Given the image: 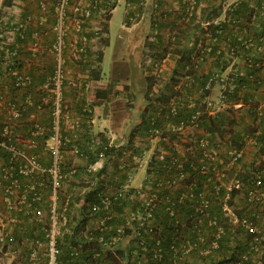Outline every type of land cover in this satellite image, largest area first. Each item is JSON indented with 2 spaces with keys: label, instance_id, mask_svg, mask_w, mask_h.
<instances>
[{
  "label": "crops",
  "instance_id": "0c3cea01",
  "mask_svg": "<svg viewBox=\"0 0 264 264\" xmlns=\"http://www.w3.org/2000/svg\"><path fill=\"white\" fill-rule=\"evenodd\" d=\"M3 1L0 0V141L3 140V129L7 128L20 150L34 157L42 167L50 164L44 144L50 135L51 78L57 59L62 62L60 134L64 143L61 148L63 180L58 195L62 221L59 247L60 262L73 264L68 257L69 229L79 219L80 211L83 213L82 206L77 203H82L87 191L96 189L98 184L101 191L109 195L125 183L132 188L141 185L142 179L136 178L138 171L142 172L141 167H134L136 157L148 147H169L173 142L167 138L151 140L147 136L148 115L164 109L170 102L181 105L183 112L190 110L187 106L196 102L197 88L216 67V59L209 56L194 68L195 56L189 44L204 39L205 32L210 30L208 26L215 23L224 25L228 38H234L229 23L234 16L229 9L239 1L115 0L109 5L111 0H69L60 48L55 30L58 0H6L8 6H3ZM40 5L45 6L43 12ZM74 6L87 9L88 16L73 12L71 7ZM218 6L216 15L213 11ZM105 13L109 19L103 34L99 32V23ZM114 19L118 20L119 31L111 45L110 26ZM101 34L102 40L99 39ZM112 46L114 51L106 55ZM6 50L16 54L6 55ZM260 78L261 84L257 88L251 87L245 92L252 98V105L264 102V71ZM215 91L216 88L213 95ZM253 118L249 109L241 108L212 120L214 127L210 120H205L201 130L191 134L209 135L212 145L220 153L230 147V135H241L245 142L240 163H248L256 151L248 137L258 127ZM167 121L169 118L164 109L159 123ZM261 123L260 129L264 130V117ZM95 136L110 144L108 156L104 161L96 162V167H103L104 173L98 178L91 172L95 162L87 155ZM74 148L86 152V157L74 154ZM5 162L6 153L0 149V167ZM125 164L128 170H123ZM34 177L44 178V175L37 173ZM1 199L0 211L5 213ZM240 206L242 200L238 199L236 207ZM213 211L219 216L215 206ZM88 212L82 214L86 220L85 238L87 233L90 235L100 226V216L91 214L89 209ZM112 214L116 220L120 218V214ZM256 215L259 227L264 228V210L258 208ZM16 216L17 223L8 226L16 241L11 248H3L0 264H27L30 251L35 249L31 237L35 235L42 239V224L22 214ZM117 225L115 221L108 222L106 227ZM203 226L205 230V224ZM184 228L181 244L184 249L179 252V257H169L172 264H210L226 260L236 252V246L241 245L240 239L229 235L226 241L223 240L226 242L224 254L220 249L206 252L208 245H205L206 234L202 227L190 225ZM129 239L124 238L115 247L126 248ZM85 248L88 255L108 250L99 244L98 250L89 249L88 245ZM36 250L39 260H43L42 250L38 247ZM247 252L244 264H264V242L257 251Z\"/></svg>",
  "mask_w": 264,
  "mask_h": 264
},
{
  "label": "built area",
  "instance_id": "2783aa9c",
  "mask_svg": "<svg viewBox=\"0 0 264 264\" xmlns=\"http://www.w3.org/2000/svg\"><path fill=\"white\" fill-rule=\"evenodd\" d=\"M115 0L109 1L112 5ZM43 12L44 5L39 6ZM69 8V0H58L55 6L56 24L55 30L58 36V47L63 35L64 18ZM75 13H82L88 16V10L81 7H71ZM131 21V19H127ZM232 35H229L224 25L215 23L212 31L205 32L204 39L189 44L193 47L195 56L194 68L198 63L203 62L209 56L216 59V67L207 75L204 82L197 88V100L187 107L190 110L184 111L181 105L170 102L164 109L169 121L165 124L159 123V117L163 107L153 111L147 118L146 134L151 140L170 139L169 147L146 148L136 158L139 165H144V178L141 185L136 188L129 187L128 183L122 185L114 194L99 193L97 202L89 205L91 214L100 216V226L103 234L97 237V243L103 248L113 251L115 246L124 240L125 230L133 231L136 246L140 247L141 254L147 252V246L141 235V229L152 237V257L160 259L164 252L159 238L160 228L153 224L151 210L156 202L161 203V199L155 194L147 192V185H144L147 176L146 168L149 163L160 165L162 175L156 180L155 187L161 192H169L174 187H179L182 181L188 178L190 172L200 176H206L204 185H210L212 193L218 194L220 187H224L225 196L221 202V211L228 219L232 227H238L243 233L249 235L248 252H255L262 247L264 242V228H260L257 223L256 211L264 205V166L259 170H254L246 180L237 178V168L242 158L243 151H228L224 156L212 145L210 138L205 133L198 135L191 134L200 131L205 120H215L231 111L241 108L252 109L257 119L264 117V102L252 105V98L247 96L251 87L257 88L261 84V72L264 71V0H259L257 6H253L249 20L240 22L233 18L229 21ZM241 32V33H240ZM15 52L6 50V55L14 56ZM240 65L247 68L244 71ZM62 62L58 58L51 78L52 105L50 135L44 144L45 150L50 157V164L42 167L38 161L21 151L17 140L4 128L1 134L0 149L6 153V162L0 167V194L5 213L0 211V253L3 248L15 243L14 234L8 230V226L17 223L16 214L28 216L33 221L42 224V239L33 235L30 242L35 249L31 250L27 257V264H68L60 262L61 251L58 247V240L61 234V214L58 208V195L63 176L61 173V148L64 140L60 134L61 102L63 86ZM189 80V77H186ZM19 83L20 78H16ZM216 88L215 94L213 92ZM250 103V104H249ZM260 133L259 129L257 131ZM249 143L255 147V141L250 138ZM100 144L99 136L92 137L88 152ZM103 148L109 149L107 142ZM73 153L86 157L84 151L77 148L72 149ZM148 156L145 158V155ZM104 156L103 152L98 154L99 158ZM263 157V156H261ZM260 161H257L258 164ZM97 169L96 162L92 165L91 172ZM46 175L49 180V193L44 191L45 183L43 178H35L34 175ZM231 175V176H230ZM130 177H128L129 179ZM204 186L201 190H196L194 184L185 186L177 198V203L190 202L191 227L200 228L204 224L209 228H214V238L206 252L215 250L218 247V239L222 234V228L218 225L215 216L210 214L212 198L207 196L208 191ZM144 187H146L144 189ZM127 189H134L133 194L137 195L143 205L144 214L125 211L121 221L112 228L106 224L113 218L111 211L112 200L123 199ZM236 193L233 198L234 205L231 208L227 205L226 199L230 193ZM242 200V206L236 207V201ZM242 209L240 216L236 210ZM166 212L173 215V204L166 207ZM64 216V215H63ZM136 226L133 224V221ZM107 231V232H106ZM36 247L43 253V260H39ZM184 249L183 246L176 247L169 245V252L173 255L179 254ZM80 248H73L69 253V261L73 264L78 262ZM205 252V253H206ZM99 253L92 254L93 261L86 264H96ZM85 264V263H84ZM133 264H139L135 262Z\"/></svg>",
  "mask_w": 264,
  "mask_h": 264
},
{
  "label": "trees",
  "instance_id": "16d2710c",
  "mask_svg": "<svg viewBox=\"0 0 264 264\" xmlns=\"http://www.w3.org/2000/svg\"><path fill=\"white\" fill-rule=\"evenodd\" d=\"M239 2L233 7L231 6L229 9V12L232 14V16H234V18L236 19H241V21H247L250 18V15L252 13V8L253 6H257L259 3V0H238ZM7 1L4 0L3 1V6H8L7 5ZM215 8V7H214ZM220 8V6L216 7L213 11V13H217V10ZM212 12V10H211ZM212 13V14H213ZM109 19V15L105 14L102 17L101 22L99 23V32H102L103 34L106 32L107 30V21ZM215 25L210 24L208 26V29H210L209 31H212L214 29ZM97 32V31H95ZM99 39H103L102 34L99 35ZM100 57V54H99ZM96 93L98 94L99 91H96ZM249 113L254 116V120L257 121L258 123V127L254 128V131H252L251 135H248L249 138H252L255 141V154L254 157L251 159L250 162L248 163H240L241 160L238 162L239 163V167L237 168V178H240L242 180H246L247 177L251 174V172H253L254 170H259L264 166V130L260 129L262 128V119H257L255 116V113L253 111H251V109H249ZM211 127L215 126V123L212 122L210 123ZM257 129H260V133L257 132ZM212 130V128H211ZM209 136V135H208ZM100 138V144L98 146H95V148L90 151L89 153H87V155L89 157L92 158V162H99V161H104V159L108 156L109 154V149H104L103 146L106 145L107 141L101 137ZM231 138V145L230 147H228L226 150H223L225 152L228 151H243V146H244V140L243 137H241V135H230ZM233 138V139H232ZM211 141V140H210ZM233 147V148H232ZM220 153L222 155V157L224 156V153ZM100 152L104 153V156L102 158L98 157V154ZM86 153V152H85ZM137 156V155H136ZM263 156V157H261ZM138 157V156H137ZM136 157V158H137ZM130 159H132L131 157H129ZM128 158L129 161H131ZM133 161V160H132ZM257 161H260L258 164L256 163ZM133 166V164H132ZM134 167H143V165H139V163L136 161L134 164ZM245 168V170H243V168ZM116 168V167H115ZM103 167H99L97 168L93 173V175H95V178L97 177H102V175L104 174L102 171ZM122 169V168H121ZM129 167H127V164L124 165L123 170H128ZM136 169V168H135ZM162 175V171L160 169V165L158 164V166L155 163H149L148 168H146V172H145V176H147V179L144 182V185L148 186L147 188V192L153 193L156 195L157 198L161 199V203L160 202H156V204L153 206V209L151 210V216L153 219V224H157V226L160 228V234H159V238L161 240V244L163 247V250L165 253V255H163L160 259L156 260L152 257V247H153V240L152 237L147 234L145 232V229L142 228L141 229V235L144 238V243L147 246V252L144 254H141L140 252V247L136 246L135 244V239L133 237V231L126 229L125 230V238L130 237V239L128 240V244L126 246V248H122V247H115L113 249V251L111 250H104L103 253H99V257L98 259H96V264H133L135 262H139V264H172V259H169V257H174L173 254H171L168 250H169V245L173 244L176 247H180V245L183 242V235H184V230L188 227H190L191 222L190 219H188L189 215L191 214V210L189 208L190 206V202L185 201L183 203H177V198L180 195V193L182 192L183 189H185V186H188L190 184H194L195 185V189L196 190H201L204 188V180L207 178L206 176H200L198 174L192 173L190 172V175L188 176L187 179H185L184 181L181 182V184L179 185V187H174L173 189H170L169 192H161L159 190L156 189L155 187V183L156 180L158 178H160ZM231 176V175H230ZM44 183H45V187H44V191L46 193H49V180L47 178L46 175H44ZM92 180V178H91ZM82 188H84V185H81ZM86 187V186H85ZM146 187H144L145 189ZM102 187L99 186V184L97 185V188L94 190H89L87 191V193L84 196V200L82 201V203H77L80 204V206H82L83 210L81 213H79V219L77 221H75V225L71 226L72 228L69 229L70 230V251L73 248H80L81 252H80V257L79 260L82 261L83 263H88L93 261L92 259V255H88L86 254V248L88 245L89 249H96L98 250V243H97V237L100 234H103L102 227H99L96 231H92L90 232V235L87 233L86 234V238L84 237V231H85V219L82 217V214L87 215L88 209H89V205L92 203H96L97 200V195L103 191ZM206 190L208 191L207 196L211 197L212 200V204H211V209H210V214L215 216L217 219V223L218 225L222 228V234L220 235L219 239H218V247L216 250L220 249L221 253L224 254L225 252V247H226V240L228 239L229 235L236 237L238 239L241 240V245L236 246L237 250L235 253H233L228 259L226 260H217L215 263H211L210 264H223L225 262L227 263H233V264H244V256L245 253L248 251L247 247L248 244L250 242V236L246 235L245 233H243L238 227H232V225L229 224L228 219L223 215L222 211H221V202L223 201V197L225 196V189L224 187H220L218 194L215 196L212 193V188L210 185L206 186ZM134 189H127L126 194L124 196L123 199H116V200H112V204H111V211L116 212L117 214H120L118 216H120V218L118 220H116V218L113 216V218H111L109 220V222L114 223L117 222V224H119V222L121 221V217L122 215L125 214V211H127L128 213L131 212H139L141 214H144V210H143V205L142 202L140 201V199L138 198L137 195L133 194ZM236 195V193H230L229 197L226 199V203L228 206H230L231 208L234 205V201L233 198ZM170 204H173V215L170 216L167 212H166V207H169ZM216 207L219 212V216L214 215L213 213H216L213 211V207ZM87 209V211H86ZM262 211L264 210V205L261 206ZM242 209L240 210H236V214L238 216L241 215L242 213ZM115 218V219H114ZM220 219V220H219ZM183 221V222H182ZM133 224L136 226V223L134 222V220L132 221ZM206 226V225H205ZM204 228V226H202V229ZM203 231L206 234V237L204 236V234L202 233V235L204 236V242L205 245H208L212 242L213 238H214V232L216 231V229L214 228H209L206 226L205 230L203 229ZM238 235V236H236ZM73 238V239H72ZM225 240V241H223ZM88 241V244L86 243ZM223 241V243H222ZM84 243H86L87 245H85ZM118 245V244H117ZM58 247H59V240H58ZM60 248V247H59ZM195 248V247H194ZM205 248V247H204ZM70 252H68L69 255ZM171 255H168V254ZM177 255V257H179L180 254H175V256ZM69 257V256H68ZM132 258V261H131ZM246 258V257H245ZM78 260V262H79ZM174 264V263H173Z\"/></svg>",
  "mask_w": 264,
  "mask_h": 264
},
{
  "label": "rangeland",
  "instance_id": "374dc122",
  "mask_svg": "<svg viewBox=\"0 0 264 264\" xmlns=\"http://www.w3.org/2000/svg\"><path fill=\"white\" fill-rule=\"evenodd\" d=\"M40 9V8H39ZM41 11V10H40ZM106 14V13H105ZM104 14V15H105ZM119 24H118V20H116V19H114L113 20V24L110 26V38H109V41L111 42L110 44L111 45H114V40H115V36H116V34H117V32L119 31ZM108 50V52L106 53V55L107 54H110L111 52H113L114 51V48H113V46L110 48V49H107ZM148 156V154H146L145 155V158ZM98 168V167H97ZM144 168H145V166L143 165V167L141 168V173L138 171V175H137V179H142L143 180V178H144ZM245 168L246 167H244L243 168V170H245ZM93 173H96V172H93Z\"/></svg>",
  "mask_w": 264,
  "mask_h": 264
}]
</instances>
